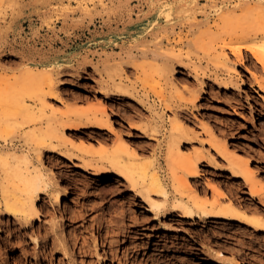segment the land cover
Returning a JSON list of instances; mask_svg holds the SVG:
<instances>
[{"label": "rangeland", "instance_id": "374dc122", "mask_svg": "<svg viewBox=\"0 0 264 264\" xmlns=\"http://www.w3.org/2000/svg\"><path fill=\"white\" fill-rule=\"evenodd\" d=\"M112 1L95 0L89 5H81L79 0H20L18 3L15 0H0V149L10 145L20 150L30 149L34 144L27 132L38 129L40 124L28 125V118L20 112L21 106L25 105L24 100L30 107L36 102L29 97V90H34L36 97L52 89L61 90L63 96L67 97L66 102H57L53 98L48 100L65 112L79 110V104L85 106L81 109L86 110L91 103L105 99L104 102L109 106L120 110L113 113L116 127H121L117 129L123 133H134V137L129 140H138L136 142L142 141V138L138 136V130L129 127V123L151 118L155 112L152 113L148 105L152 103H156V111L162 114L158 119L164 118V131L168 134L174 110L161 109V104H165L158 101L156 95L160 94L164 98L163 102H173L175 106L184 104L176 108H179V118L199 134L198 141L186 142L182 149L188 153L195 149L210 150L214 156L213 161H201L202 175L197 178L198 190L201 187L200 194H194L190 188L174 183L173 178L177 181L183 171L178 169L173 175L174 167L166 161L167 141L163 142L164 150L159 152L157 159V155L151 152L143 155L144 160L156 159L155 163L170 188L171 200L195 198L200 203L206 200L209 203L213 200L210 183L216 182L228 191L238 205L251 213H257L264 220V201L250 194L248 184L243 179L231 177L227 158L206 142L209 134L203 125L208 123L214 127L216 138L226 144L228 151H238L251 159L254 178L264 190V88L255 79L264 74L260 72L262 65L245 47L261 44V37L253 39L249 31L252 30L253 17L256 16L251 12V7L256 4L264 7V0ZM243 34L246 36L243 37ZM223 45H240L245 53V62H240L230 47L223 51ZM225 52L227 58L223 55ZM109 55L114 56L112 62L116 65V71L125 76V82L148 92L151 102L139 104L128 96L110 100L97 91L102 73L107 72L104 57ZM33 58L39 60L36 64L39 69L48 71L51 77L49 82L53 81L49 83L26 76L29 83H24L26 66L33 63ZM177 58H182L189 65H180ZM224 60L225 64L222 62ZM132 62L138 64V68L129 66ZM195 66H208L210 72L216 71L222 76L229 75L227 69H232V77L239 76V80L233 78L232 85L219 88L212 78L197 75ZM163 67L165 76L159 72ZM2 78L6 79L5 82ZM185 87L190 89L186 90ZM193 87L198 91L200 89V98L195 106L191 105L190 98L194 94L191 90ZM9 108L19 110L14 113ZM136 110L139 115L137 112L133 114ZM127 114L136 115L135 119L127 118ZM82 130L78 132V137L88 141L91 129ZM66 132L74 131L69 132L68 129ZM164 138L162 135L161 139ZM156 140L154 145L158 142ZM45 154L42 160L45 165L42 166L47 170L52 168L55 175H58V188L62 193L60 199L54 208L52 198L48 196V199L47 195L42 194V201L39 202L42 214L40 220L34 223L35 228L30 226L24 229L20 223L15 222V218L9 220V215L2 213L4 221L0 222V264H137L138 260H143L142 264H223L219 259L223 255L227 259H240V264H264V230H255L224 219L182 218L178 211H161L156 214V211L148 210L146 205L134 206L135 197L130 201V193L121 191L125 186L115 188L112 185L114 183L107 182L104 177H83L79 168L71 163L68 166L61 163V166L55 165L54 152L46 151ZM50 154L53 158L49 157ZM210 162L213 164L209 165ZM66 186L68 191L64 189ZM156 198L161 199V196ZM221 201L226 203V199ZM86 203L94 208L91 207L88 212V219L82 221V217L69 218L77 212L79 206H83L82 209L87 207ZM132 207L136 212L132 211ZM54 222H57L55 230L53 233L50 230L51 235H47L50 229L48 225L52 226ZM99 222L104 230L102 235L98 231ZM43 225L46 227L43 228ZM51 236L53 243L62 244L58 243L57 246L61 251L66 250V255L58 248L54 258L45 255L46 244L52 242ZM149 242L154 249L153 253H147ZM87 243L92 244L91 247ZM87 247L90 248L89 252L86 251ZM220 249L223 251L221 255L216 253ZM150 255L152 259L148 258Z\"/></svg>", "mask_w": 264, "mask_h": 264}, {"label": "bare ground", "instance_id": "6f19581e", "mask_svg": "<svg viewBox=\"0 0 264 264\" xmlns=\"http://www.w3.org/2000/svg\"><path fill=\"white\" fill-rule=\"evenodd\" d=\"M19 1L20 0H15L16 3H18ZM79 1H80L81 5H85V4L89 5L90 3L94 2L95 0H79ZM102 1L100 0V2H102ZM85 8H86V6H85ZM168 9H169V7H168ZM251 12L256 14V16L253 17V25L252 26L254 28L252 27V30L249 31V35L252 36L253 39H257V38L261 37V39H260L261 44H260V46H251V45L248 46V45H246L245 47L254 54L256 61L262 65L260 72L263 71V74H264V7L262 4H256V5L251 7ZM145 17H146V15H145ZM242 36L245 37L246 35L243 34ZM214 45L215 44H213V46ZM228 47H230L232 54H234L236 56V58L238 60H240V62H243V63L245 62V60H246L245 55H244L245 53H243L242 47L240 45L239 46L228 45ZM228 47L223 45L222 50L225 51V49ZM171 52L169 54H171ZM215 53H216V50H215ZM36 55H37V57L39 56L38 52L36 53ZM223 55H225V57L227 58L226 52ZM55 56H57V55H55ZM113 60H114V56H112V55L104 57V64H105V67L107 68V72L102 73V79L100 80L99 89L97 91L99 93H103L104 97L108 98L110 100L115 99L118 96H125V97L128 96L133 101H135L139 104L146 105L148 102H151L150 101V94L148 92H146L142 88H138L134 84L131 85V84H128L125 82L126 81L125 76H123L121 72L116 71V68H115L116 65L112 62ZM176 60H178L180 65H185V64L189 65V64H187L188 62L186 63L182 58H177ZM38 61L39 60L37 58H33L31 61L33 63L32 64L30 63L26 66V70L24 73V75H25V79H24L25 82L24 83H27V84L29 83V79L27 77H29V78L37 77V78H40L42 80H45V82H49V80L51 79L50 74L47 73L48 72L47 70L46 71L41 70V69H39V67L36 66V64H38L37 63ZM87 62L90 63L91 60H87ZM222 62L224 64L226 63L225 60ZM253 64H255V63H253ZM257 65L258 64H255L256 67H259ZM129 66L138 68V64H136L135 62L130 63ZM194 68H195V71L197 72V75L202 74L203 76L212 78L214 80V82L219 85L218 86L219 88L227 87L230 84L232 85V80H233V78H235V77H232V73H231L232 69L231 70L227 69L229 75H225V76L223 75L222 76L220 73H217L216 71L210 72V68L208 66H201L200 68L195 66ZM200 69H201V72L199 71ZM59 72H60V70H59ZM159 72H161L162 76H165V67H163V69L161 68ZM56 73H54V74H56ZM61 73L62 72H60L59 74H61ZM233 75H234V73H233ZM2 79H4V82H5L6 79L5 78H2ZM235 79L238 81L239 76ZM255 79L262 86V88H264V76L263 75L256 76ZM200 80H202V79L200 78ZM51 81H53V80H51ZM57 84L58 83H56V85ZM28 87H29V85H28ZM188 87L191 88V86H188ZM190 88H186V90L190 89ZM196 89L197 88L191 89V90H193V93H194L193 96H190V98L192 97L191 98V105H193V106L196 105V101L199 100V98H200V94H199L200 89H199V91ZM33 91L34 90H29L30 93L28 95L30 98H32V99L34 98L33 100H36V102H35L36 104L34 103V106L32 104L33 107H30V105L29 106L26 105L25 100H24L23 102L25 105L21 106L22 108H20V109H22V110L20 112L22 113V115H24L25 117L28 118V121H27L28 125L40 124L38 129H32L30 132H27L29 139L34 144L32 145V147H30V149H23V150L21 149L20 150L16 146H13V145H10V147L3 149V150L0 149V222L4 221L2 213H5L6 215L7 214L9 215V220H10V218L11 219L13 218V220L15 218V222L20 223L21 224L20 227H22L24 229L28 228L30 226L34 227V223L37 220H40L41 214H42L41 213L42 210L40 209V206H39V202H40V200L42 201V198H43L42 194H45V195H47V197L50 196L52 198V202L54 204L53 206L55 208V205H56L55 203L58 202V200L60 199V195L62 193H61V189L58 188L59 180L57 178H59V177H58V175H55L56 172L52 168L51 169L49 168V170H47V168L45 169L43 167L45 165V164H43V161H42V160H44L43 155L45 154L46 151L47 152L49 151V152H54L56 154L55 155L56 158L54 157L56 160L55 165H59L61 163L63 165L68 166L71 163L75 167L79 168L78 171L81 172V176L84 175V176H87L88 178L89 177L95 178L98 176V177H101V179H103V177H104L105 178L104 180H106L107 182L114 183L112 185H114L115 188L116 187L118 188L120 185L125 186V188L122 189L121 191L130 193L131 197L128 196L129 198H131L130 201L133 200L132 199L133 196L135 197L134 198L135 202L133 203L134 206L146 205L147 206L146 208L148 210L156 211V214L160 213L161 211L163 213H170L171 211L172 212L178 211L179 215L182 218L200 217L204 220L213 218L214 220H217V221L224 219V220H228L230 222H234V223L236 222L240 225H246V226L253 227L255 230H264V220L259 215H257V213H254V212L251 213L250 211H248L243 206L238 205L235 202V200L231 197V195L228 193V191H226V189L222 188L221 185L216 183V182L210 183V187L213 189V200H211L209 203L207 202V200H206L207 203L206 202L200 203V201H198L195 198L194 199L192 198L191 200H184V199H180V198H177L175 200H171L170 188H169L168 184L166 183V181L164 180V178L162 177V174H161L162 172H160L157 164L155 163V160L157 159L159 152H162L164 150V148H163L164 143L163 142L167 141L166 161H167V163L170 164V166L172 168L174 167L173 175H174V173L177 172L178 169L183 171V174H180L181 177H178L177 181L173 178L174 183H178V185L181 187L190 188L194 194H200L199 190L201 187L198 190V183L199 182H197L198 181L197 178L202 175V171L200 169V164L202 163L201 161H203V160L213 161V159H214V156L210 152V150L205 151L204 149H195L194 152H192V153H188L187 151H186L187 152L186 153L182 149V147H183L182 145H184L186 142H189V141L194 142V141L199 140V134L196 132V130L191 128L190 126H188L185 123V121H183L182 119L179 118V116H180V115H178L179 108H178V110H176V108L180 107V106H184V104H178L177 106H175L173 104V102H169V101L163 102L164 98L162 97V95H160V94L156 95L159 98L158 101H161L162 103L165 104L164 106H163V104H161V106H162L161 109H163V111H165V109L174 110V111H172L174 116L171 118V128L168 130V134L164 131V125H165L163 123L164 118H162V120L158 119L159 117H162V114H160L159 111H156L157 108L154 106L156 103H152L151 106L148 105V109L150 111H152V113H153V111L155 112V114L154 113L151 114L152 115L151 118H148L145 121H142L139 123L131 122V123H129L130 126L128 125L132 129L138 130V132H139L138 136L142 138V141L140 140L139 142H136L138 140H136V141H134V140L130 141L129 140L130 138L134 137V135H133L134 133H132V132L131 133L130 132L129 133H123L122 130L117 129L120 125L118 124L119 126L116 127L115 122H114V118H113V116H114L113 113L116 114V113H118L117 110L118 111H120V110L119 109L116 110V108L109 106V104L104 102L105 99L95 101L96 103H94V104L89 102L92 105H90V106L86 105L88 107V109H86V110L81 109V108H85V106H82V104H79L77 107V109H79V110L74 111V112H65L62 109L64 111L63 112L60 110V108L55 107L54 104L48 100L49 98H53L57 102H61V103L66 102L65 98H67V97L63 96L62 92H60L61 90L57 91V90L52 89L47 94H43L42 96H39V97H36V95H35L36 93L34 94ZM65 91L66 90H64V92ZM87 98H89V97H87ZM122 98H124V97H122ZM95 100H96V98H95ZM81 101H82V99H81ZM141 106H143V105H141ZM139 107H137L138 110H140ZM9 109H10V111H12L14 113L16 112V110H17V112L19 110L18 108L16 110H14V109L12 110L11 108H9ZM134 109H135V107H134ZM181 111L182 110H180V112ZM136 112H137V110L135 112L133 111V114ZM144 113H145V111H144ZM147 113H145V114H147ZM157 113H159V114H157ZM124 114H125V112H124ZM133 114H127L126 117L127 118L133 117V119H135L134 116H136V115H133ZM138 115H139V113H138ZM124 117H125V115H124ZM166 122H168V121H166ZM203 125H204L205 132L207 134H209V137H207L206 142H209V144L211 145V148L215 149L222 157L224 156L227 158L228 165H229L228 168L230 169L231 177L243 179L245 181V183L248 184L250 194L253 196H259L260 200L263 202L264 200H262V198L264 197V190H262L263 188L260 186L259 182L254 178L255 172H254L252 166L250 165L251 159L249 157L242 156L238 151H235V152L228 151L226 144L216 138L214 127L208 123H203ZM84 128H86V130L91 129L88 141L81 139L82 137L80 136L81 137L80 138L77 135L78 132L83 131L82 129H84ZM119 128H121V127H119ZM68 129H69V132L71 130H73L74 132L73 133H67L66 130H68ZM122 129L125 130V128H122ZM162 135H164V137H165L163 140L161 139ZM4 138L6 139V137H4ZM155 139H157L156 142L158 141L156 145L153 144V143H155V141H154ZM147 152H151L155 156L157 155L156 159L151 158V160H149L150 158L149 159L147 158V160H144L145 158H143V155H145V153H147ZM49 157H51V154ZM51 158H53V156ZM42 164H43V166H42ZM61 164H60V166H61ZM212 164H211V162L209 163V165H212ZM78 171H76L75 173H77ZM66 175H68V174H66ZM61 176L63 177L64 175H61ZM55 179L57 181H55ZM64 189H66L68 191L67 186ZM107 190H108V188H107ZM62 191H64V190H62ZM179 191H180V189H179ZM156 196H161V199L156 198ZM48 199H49V197H48ZM221 199H226V203H222ZM46 203H47V201H46ZM85 205H87V207H85L83 209H82L83 206L82 207L79 206L80 208L77 209V212L75 211L76 213L71 215V217H69V218L80 219L79 217H82L83 218L82 221L85 218L88 219V217H86V216L88 215V212L91 210V207L93 208V206L91 205V207H90L87 203ZM53 206H51V207H53ZM46 207L48 208V206H46ZM256 207H258V206H256ZM65 209H66V204H65ZM132 209H134L132 211L136 212V209L134 207H132ZM73 213H74V210H73ZM134 216H135V214H134ZM72 219H71V221H72ZM92 219H94V218H92ZM135 219H137V218L135 217ZM93 221H91V222H93ZM15 222H14V224H16ZM57 222H54V224L52 223L53 224L52 226H51V224H50V226L48 225V227L50 229H48V227H47L48 232L47 233L45 232L47 235H51L50 233L55 230L54 225L56 226ZM97 223H98V221H97ZM16 227H18V226H16ZM20 227H19V229H20ZM44 227H46V226L43 225V228ZM128 227H126L127 228L126 232L129 230ZM112 228H114V227H112ZM3 229H4V227H3ZM45 229H43V230L46 231L47 229L46 230ZM121 229H123V228H121ZM50 230H51V232H50ZM107 230H108V228H107ZM119 230H120V228H119ZM123 230H125V227ZM98 231H99L100 235H102V233H104L103 232L104 230L101 228L100 222L98 225ZM117 231H118V229H117ZM115 233H117V232H115ZM45 235H44V237H45ZM105 235L107 236V233ZM126 235H129V234H126ZM52 236L54 237V235H52ZM52 236H51L52 242L51 243L46 242L47 244L45 246L44 251L46 253L45 255H51L54 258L56 256L55 250L57 251V248H58L57 245H59L58 243H60V242L53 243V237ZM78 236H77V238H78ZM251 236H253V234ZM19 239L17 241H19ZM54 239H56V238H54ZM56 240L58 241V239H56ZM93 240H95V239H93ZM95 241H93V242H95ZM103 242H104V240H103ZM81 243L84 246V243L82 241H81ZM90 245H92V244H90ZM90 245H88V243H87V246L91 247ZM247 245H249V244L247 243ZM64 246H66V245H64ZM64 246H62V247H64ZM81 247H82V245H81ZM89 247H87L86 251H88L90 249ZM229 247H231V246H229ZM146 248L148 249L147 253L148 252L153 253L154 249L151 248L150 242ZM59 250L61 251V249H59ZM92 250H94V249H92ZM92 250H91V253H92ZM83 251H84V253L86 252L85 250H83ZM39 252H37V254ZM61 252L63 254L65 253V255L67 253L66 250H64V249H62ZM222 252L223 251L220 249L216 253L221 255V254H223ZM24 253H26V251H24ZM218 254L216 256H218ZM24 255H26V254H24ZM151 256L152 255H150V257H148V258L152 259L153 257H151ZM214 256H215V254H214ZM225 256H229V255H225ZM219 259H221V261L224 262L223 264H240L241 263L240 259H236L233 257L230 259H227L226 257H224V255L222 256V258L219 257ZM60 260H58V262ZM168 260H166V261L168 262ZM21 261H22V259H21ZM142 261L143 260H138V262H136V263L138 264L140 262L142 264ZM170 262H172V261H170Z\"/></svg>", "mask_w": 264, "mask_h": 264}]
</instances>
